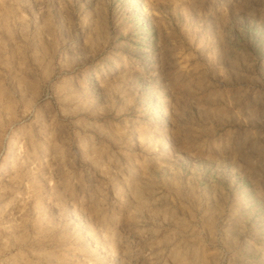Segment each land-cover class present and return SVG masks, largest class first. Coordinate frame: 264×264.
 Listing matches in <instances>:
<instances>
[{
	"label": "rangeland",
	"instance_id": "obj_1",
	"mask_svg": "<svg viewBox=\"0 0 264 264\" xmlns=\"http://www.w3.org/2000/svg\"><path fill=\"white\" fill-rule=\"evenodd\" d=\"M5 63L0 130L7 128L14 142L0 169V260L159 259L138 231L151 222L145 213L110 223L113 239H86L63 222L60 208L37 197L30 164L13 166L17 155L28 159L34 151L26 122L35 119L36 102L63 65L75 81L66 103L95 77L123 119L139 120L145 139L152 129L171 127V117L182 149L203 162L186 170L138 160L137 166L169 170L162 183L170 198L159 203L164 215L156 219L167 217L168 231L183 243L168 250V264H264V0H0V66ZM100 161L108 169L125 165L119 157ZM28 237L38 241L31 251L19 244L13 250Z\"/></svg>",
	"mask_w": 264,
	"mask_h": 264
},
{
	"label": "clouds",
	"instance_id": "obj_2",
	"mask_svg": "<svg viewBox=\"0 0 264 264\" xmlns=\"http://www.w3.org/2000/svg\"><path fill=\"white\" fill-rule=\"evenodd\" d=\"M57 68L56 80L47 84L43 99L36 102L35 119L29 117L31 123L26 122V135L33 142L34 151L28 159L17 155L13 166L30 164L29 173L36 177L37 197L53 208H60L63 222L78 228L86 239L96 242L101 235L104 239H113L110 223L115 227L117 219L127 216L135 220L134 212L145 213L151 222L138 231L156 251L157 264H168V250L174 251L183 243L177 234L168 231L167 217L156 219L164 215L157 206L170 198L163 194L167 184L162 183L163 175L169 170L164 168L160 172L143 164L137 166L138 160L150 157L154 165L166 160L186 170L203 162L182 149L172 134L171 117V127L152 129L151 138L145 139L139 120L129 124L123 119L124 113L112 106L110 90L95 77L89 79L86 88H76L72 104L66 103L65 91L75 87V81L64 71L63 65ZM8 74L9 67L5 63L0 66V89L6 90ZM61 76L67 79L60 80ZM132 114L134 110H129V115ZM13 142L14 136L7 128L0 130V158L3 160L0 169L9 163ZM101 155L119 157L125 160V165L102 168ZM85 194L91 199L86 200ZM37 243L34 237L17 240L13 250L19 244L31 251ZM0 264L7 261L0 260Z\"/></svg>",
	"mask_w": 264,
	"mask_h": 264
}]
</instances>
